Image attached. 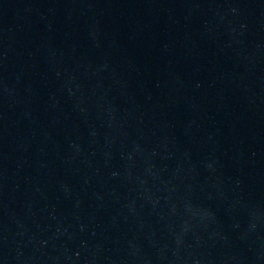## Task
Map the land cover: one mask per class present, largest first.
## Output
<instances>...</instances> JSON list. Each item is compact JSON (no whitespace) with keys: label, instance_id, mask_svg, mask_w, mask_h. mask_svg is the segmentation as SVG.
<instances>
[{"label":"water","instance_id":"water-1","mask_svg":"<svg viewBox=\"0 0 264 264\" xmlns=\"http://www.w3.org/2000/svg\"><path fill=\"white\" fill-rule=\"evenodd\" d=\"M0 264H264V0H0Z\"/></svg>","mask_w":264,"mask_h":264}]
</instances>
